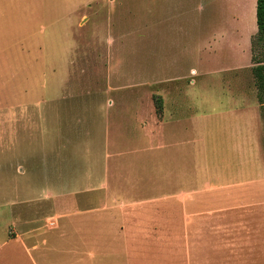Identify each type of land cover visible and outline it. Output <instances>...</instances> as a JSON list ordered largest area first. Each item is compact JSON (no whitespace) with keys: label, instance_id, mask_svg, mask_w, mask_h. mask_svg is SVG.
I'll return each mask as SVG.
<instances>
[{"label":"rangeland","instance_id":"rangeland-1","mask_svg":"<svg viewBox=\"0 0 264 264\" xmlns=\"http://www.w3.org/2000/svg\"><path fill=\"white\" fill-rule=\"evenodd\" d=\"M249 1L234 9L244 13ZM53 2L49 20H19L16 35L0 37V264H27L26 236L15 240L27 224L100 220L85 211L132 203L239 206L224 218L243 226L227 230L241 236L243 260L264 264L257 16L238 24L221 10L203 27L173 30L152 0L82 3L73 14L77 3ZM173 95H200L198 111L190 97L188 113L164 121L161 142L144 145L139 124L161 121ZM110 214L122 225L119 209ZM120 250L105 259L101 247L80 244L49 254L59 264H128Z\"/></svg>","mask_w":264,"mask_h":264},{"label":"crops","instance_id":"crops-1","mask_svg":"<svg viewBox=\"0 0 264 264\" xmlns=\"http://www.w3.org/2000/svg\"><path fill=\"white\" fill-rule=\"evenodd\" d=\"M53 1L55 0H0V37L3 33L9 38L12 34L16 35L19 20H30L31 23L35 19L47 18L49 20ZM63 1L67 4L77 3L79 5L68 10L69 14H73L82 3L90 4V6L108 3L114 6L125 0ZM152 1L155 3L153 9L155 16L161 20L168 19L173 30L187 28L191 21H197L198 25L203 27L204 20L209 19L211 15L217 16L221 10L223 17L238 20V24L244 19L256 21L257 0H253L252 3L247 2L244 13L241 12L242 10L234 9L239 7L240 0ZM83 18L84 16L80 21ZM234 50L237 51L238 48ZM231 96L252 98V95ZM190 97L195 98L192 101L193 111L197 112L196 99L200 95H173L168 106L165 105L164 117L161 121H155L153 127L145 122L143 125L139 124V133L142 136L141 141L144 140V145L161 142L162 136L159 132L166 123L164 121L170 119L174 124L182 118L185 112L188 113L191 109L186 100ZM138 120L142 122L140 118ZM119 145L121 144H116V146ZM158 160L157 156L154 162L156 173L160 175L161 163ZM56 169L58 167L54 170ZM54 178L59 179L60 177L55 175ZM181 193L189 195L188 192ZM114 209H119L123 218L122 225L116 227H113L109 221L111 220L110 213ZM236 209H239V206L220 208V206L204 207L189 204H102L98 208L85 211L89 214L94 211L103 213L100 215V220L63 221L60 215H57L54 219H45L44 225H42L44 220L32 223V226L27 224L29 229L21 234L18 233L15 240L18 241L23 235L26 236V243H29L28 246L24 243L27 264H59V261L52 260L49 253L56 251L61 256L74 254L78 251L80 244L88 245L91 250H96L98 246L101 247L104 249L102 257L105 259L111 256L109 251L112 252L113 247L117 249L120 247L128 264H134L130 262V259L134 257L139 258L138 264H257L256 259L252 257L243 260L241 236L227 230L231 227L243 226L241 221H228L224 218L225 212ZM72 244L78 247H74L77 250L66 251V246ZM244 250H249V247H245ZM114 253L118 255V252ZM255 253L253 251L252 255Z\"/></svg>","mask_w":264,"mask_h":264},{"label":"trees","instance_id":"trees-1","mask_svg":"<svg viewBox=\"0 0 264 264\" xmlns=\"http://www.w3.org/2000/svg\"><path fill=\"white\" fill-rule=\"evenodd\" d=\"M257 43L253 46L252 68L253 77L258 90V101L264 108V0H257ZM258 47V50L256 51ZM256 51V52H255ZM157 112L161 113L163 101L160 97L156 100Z\"/></svg>","mask_w":264,"mask_h":264}]
</instances>
